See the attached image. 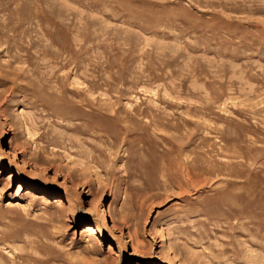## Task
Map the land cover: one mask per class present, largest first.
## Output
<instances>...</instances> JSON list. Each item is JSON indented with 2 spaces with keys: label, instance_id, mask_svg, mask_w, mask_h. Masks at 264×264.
<instances>
[{
  "label": "rangeland",
  "instance_id": "rangeland-1",
  "mask_svg": "<svg viewBox=\"0 0 264 264\" xmlns=\"http://www.w3.org/2000/svg\"><path fill=\"white\" fill-rule=\"evenodd\" d=\"M0 264H264V0H0Z\"/></svg>",
  "mask_w": 264,
  "mask_h": 264
}]
</instances>
